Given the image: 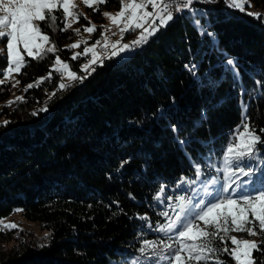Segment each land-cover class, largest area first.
I'll return each instance as SVG.
<instances>
[{
	"label": "trees",
	"instance_id": "16d2710c",
	"mask_svg": "<svg viewBox=\"0 0 264 264\" xmlns=\"http://www.w3.org/2000/svg\"><path fill=\"white\" fill-rule=\"evenodd\" d=\"M250 1L263 9L258 12L260 19L229 8L224 0H197L192 5L208 10L201 24L215 33L220 51L213 50L211 37L200 36L187 12L177 14L130 58L119 64L106 59L67 90L56 91L60 75L53 71L51 79L25 92L27 84L47 77L55 58L48 54L35 60L25 55L27 65L17 75L18 96H24L25 102L6 106L12 84L0 85V125L10 122L0 126V217L23 209L25 218L38 222L50 235L30 241L16 238L8 244L15 229L0 231V264H128L139 255L136 249L142 239L156 238L152 232L140 236L147 222L135 216L147 214L153 225L163 222L157 213L164 204L153 200L161 182L166 184V195L193 193L174 187L178 177H192L194 169L169 125L177 127L181 139L193 141L187 151L194 158L206 155L211 147L219 165L220 146L242 122L239 89L233 87L232 75L217 66L224 59L221 52L238 61L245 88L264 81V0ZM119 6V0H108L98 11L87 6L78 10L97 21L90 40L98 37L104 23L102 9ZM57 24L63 27L59 20ZM74 24L73 28L82 29L88 20L82 15ZM41 26L61 59L72 71L85 75L80 65L86 57L73 61L74 49L65 48L78 35L72 29L52 30L43 22ZM192 63L198 65L199 79L185 68ZM5 66L6 60L0 59V69ZM243 100L249 123L264 139L260 132L264 95L254 99L245 95ZM45 103L47 112L32 115ZM158 109L163 110V118ZM258 147L264 152V146ZM253 255L264 261V254ZM220 258L235 264L227 254Z\"/></svg>",
	"mask_w": 264,
	"mask_h": 264
},
{
	"label": "snow or ice",
	"instance_id": "6c2138e0",
	"mask_svg": "<svg viewBox=\"0 0 264 264\" xmlns=\"http://www.w3.org/2000/svg\"><path fill=\"white\" fill-rule=\"evenodd\" d=\"M92 10L98 11L100 5L108 0H82ZM197 0H119V10L116 13L103 12L101 15L109 21L108 25H100V38L89 44L88 39L77 40L65 45L67 49H77L83 45L82 51L73 52L71 60L76 61L86 57L85 63L80 65L78 75L71 70L68 62L57 54L55 43L51 42L41 26L43 22L47 28L60 31L72 29L76 35L81 34V28H73L79 23L81 16L88 20V25H82L83 31L89 34L97 32V25L89 20L86 14L79 13L75 0H0V41H6V56L0 48V59L6 60V67L0 69V85L14 80L12 87L20 84L14 73L21 74L27 65V57L43 60L48 54L54 55L47 77H41L35 83L26 85L24 91L34 86L39 87L45 79H51L52 72L60 75V83L56 91L67 90L76 82L82 83L87 75L95 71V66H102L104 61L116 60L121 63L132 56L136 49L147 43L148 38L155 34L160 27H165L174 19V14L188 13L201 37L207 35L212 38L213 50L220 51L214 32L208 26L201 24V19L208 16L207 9L192 7ZM199 3H216L217 0H198ZM229 8L245 12L248 0H224ZM149 6L151 11H148ZM57 13H61L60 16ZM249 16L260 19L261 14L246 12ZM59 20L63 27L57 24ZM158 21V23H157ZM113 28L116 31H113ZM139 29L136 38L128 43H122L125 33ZM119 35V39L111 40L107 33ZM224 59L218 62L225 74L233 77V87L239 89L242 106V122L228 133V140L219 149L220 164L213 160L215 150L208 147L207 154L200 153L193 157L187 151V145L193 141L190 138L181 139L175 125L169 127L176 134V143L180 145L189 164L194 169L192 177L181 175L175 182V189L194 195H166V184L161 182L158 191L153 195L157 204L163 203L164 210L157 213L163 217V222L157 220L153 225L147 214H136L135 218L147 223L142 225L140 236L147 237L148 232L156 234L155 239L144 238L136 249L139 255L131 257L128 264H226L220 257L227 254L235 264H264L257 261L254 252L264 254V239L238 238L230 233H246L248 237L264 238V152L258 146H264V139L257 135L247 117L248 104L243 97L254 99L264 95V81L256 80L255 87L247 89L243 86L238 61L221 52ZM185 68L196 75L198 65L192 63ZM66 81V82H65ZM215 85L217 82L210 80ZM56 91L49 95V100L56 95ZM18 102H25L24 96H17L7 102L8 107ZM47 112V104L34 110ZM159 118H163V110L158 109ZM10 122L5 120L3 125ZM264 132V128L260 129ZM209 144L211 142H208ZM126 163V161L124 162ZM123 167V163L121 165ZM214 171L216 175H211ZM223 173L222 177L219 175ZM247 177V179H244ZM200 184V190L192 187ZM130 198L135 199L131 193ZM117 206H118V202ZM157 205L150 204L153 208ZM14 211H23L15 209ZM131 218V217H130ZM17 229L23 231L15 223H4L0 218V231ZM50 234H45L47 239ZM18 238V237H17ZM231 246H229V242ZM44 245H40L43 247Z\"/></svg>",
	"mask_w": 264,
	"mask_h": 264
},
{
	"label": "rangeland",
	"instance_id": "374dc122",
	"mask_svg": "<svg viewBox=\"0 0 264 264\" xmlns=\"http://www.w3.org/2000/svg\"><path fill=\"white\" fill-rule=\"evenodd\" d=\"M75 3L78 5V10H82L84 11V8H85V4L82 2V0H75ZM120 7V6H119ZM119 7L118 8H103L102 9V13L107 11V12H111V13H116L118 10H119ZM195 8V6H192ZM245 9L246 11L248 12H253V13H258L260 12V10H263L262 8L260 7H254V5L251 3L250 0H248V3L245 4ZM151 7L148 8V11H151ZM85 13V12H84ZM91 15H88V17H90ZM91 18V17H90ZM92 23L96 24L97 21L93 20V19H90ZM109 24V21L107 19L104 20V23L102 25H108ZM75 24H73L74 26ZM84 25H88V24H84ZM101 31V29H100ZM100 31L99 33L97 34L98 37L96 39H99L100 38ZM113 31H116L115 28H113ZM139 29H137L135 32H131V33H125L124 36H129V35H138L139 33ZM107 35L110 37L111 40H116V39H119V35H116V36H113L111 34V32L107 33ZM81 39H89V34L84 32L83 31V28L81 29V34L78 35L77 37H75V39L73 40V42H69L68 44L66 45H69V44H72L74 42H76L77 40H81ZM96 39H93V40H90L89 39V44H92L95 42ZM124 39V38H123ZM0 48H3L5 51L3 53V55H6V41H0ZM83 49V47H82ZM79 51H82L80 48H77V49H74L72 50L71 54H73V52H79ZM22 54L26 55V53H23ZM87 60V58H86ZM86 60L83 61V63L86 62ZM82 63V64H83ZM6 67V66H5ZM15 76V79L16 80H19L18 79V76L17 74H13ZM9 82L11 84H13L15 81L14 80H9ZM66 82V81H65ZM20 85V84H19ZM17 85L16 87H12V90L7 98V100L5 101H9V100H14L15 97H17L19 94L17 92V87L19 86ZM15 105V104H13ZM197 191L200 190V184L197 183ZM192 195H194V193H192ZM0 218H3V222L4 223H15L19 226L20 229H22L23 231H19L17 229L14 230V238L11 239L10 241H8V244H11L13 242H17L16 238L18 237V239H21V240H26V241H30L32 239H39V237H44V234L46 233V230L44 228L41 227V225L36 222V221H32V220H29L27 218H25L20 211H13L12 213H10L9 215L7 216H3V217H0ZM23 232V233H22ZM231 235H237L238 238H245V239H255L258 241V237H248L246 233H230ZM37 238V239H36Z\"/></svg>",
	"mask_w": 264,
	"mask_h": 264
},
{
	"label": "crops",
	"instance_id": "0c3cea01",
	"mask_svg": "<svg viewBox=\"0 0 264 264\" xmlns=\"http://www.w3.org/2000/svg\"><path fill=\"white\" fill-rule=\"evenodd\" d=\"M150 7V6H149ZM137 35H127V36H124V39L122 40V43H128L129 41H132L136 38Z\"/></svg>",
	"mask_w": 264,
	"mask_h": 264
},
{
	"label": "bare ground",
	"instance_id": "6f19581e",
	"mask_svg": "<svg viewBox=\"0 0 264 264\" xmlns=\"http://www.w3.org/2000/svg\"><path fill=\"white\" fill-rule=\"evenodd\" d=\"M177 14H174V17L176 16Z\"/></svg>",
	"mask_w": 264,
	"mask_h": 264
}]
</instances>
